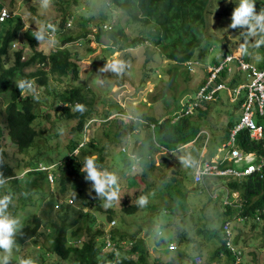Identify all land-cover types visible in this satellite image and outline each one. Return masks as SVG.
I'll return each instance as SVG.
<instances>
[{
  "label": "rangeland",
  "instance_id": "1",
  "mask_svg": "<svg viewBox=\"0 0 264 264\" xmlns=\"http://www.w3.org/2000/svg\"><path fill=\"white\" fill-rule=\"evenodd\" d=\"M78 2L76 5L74 0H51L49 6L45 8L42 0H0V5H4L9 11H14L13 15H9V18L18 17L24 25L18 40L11 46V49L15 51L10 52L7 68L13 66L15 62L13 54L22 49L21 47H23L24 56L28 57L31 54L30 47L23 41L26 30L44 31L50 22H60L63 12L60 10L61 7H70L73 17L69 21V25L64 31L57 34L51 32L50 41L43 43L38 50L41 51L43 48L51 51L69 49L70 53L75 55L73 60L80 66L78 80L51 76V88L55 89V95L60 91L73 88H81L85 92L88 109L93 111L92 118L86 126L81 147L94 142L97 148H105L108 173L112 172L111 168H115L117 175L114 174L115 171L111 174L119 177V181L124 179L120 181L121 186L118 185L116 188L119 191L120 199L114 201L111 208L103 207V211L111 209L114 212V218L117 221L116 227L119 226L120 232L127 234L126 241H128V236L132 237L133 235L136 237L135 241L142 240V247L147 250L151 264H171L172 261H174L173 264H189L188 256L197 257L198 251L202 249L206 252L201 256V264H228L227 257L222 256L221 259L214 257V246L220 240L214 238L215 240L211 242L208 233L211 228L220 226L221 220L225 218L223 203L227 194L223 185L227 186L228 181L218 179L215 185L213 183L214 186H208L209 191L205 190L204 192L187 188L189 183L187 185L185 170L193 166L190 164L195 159L197 147L194 151L181 150V148L175 151L161 149L156 132L153 129L147 130L142 123L139 125L140 130L131 133L125 139L119 137L118 130L120 126L130 127L133 120H137V114L158 121L174 118L181 110L186 96L192 95L191 93L198 89L207 76V69L212 60L221 56L220 51L224 45L230 50L229 53L235 52L238 56L242 52L245 58H249L259 68L264 60V44L259 47L256 44L261 37L247 36L246 28L232 29L229 27L232 12L238 6L239 0L210 1L206 8V25L202 30L200 46L195 50L193 58H198L202 64L207 66L202 68L199 66L200 69L195 74H189L184 65L165 59L160 62L159 57L153 51L154 44L149 42L136 48L127 49L125 52L113 53L109 51L107 46L111 42L109 43L107 39H102L101 43L95 41L99 30L100 16L102 13H107L104 0H78ZM255 2L257 12L264 9V0H255ZM111 14L115 24L119 23L133 36L141 35L143 26L133 24L130 27L128 25L130 17L121 10L113 9ZM145 29L147 28L145 27ZM6 31L7 27L2 29L1 33L5 34ZM85 32H89L86 40L81 38L79 41H67L74 37H80ZM87 39L91 41L89 42ZM242 46L247 48L246 53L242 50ZM18 47L20 48L17 49ZM207 48L209 49L207 50ZM3 59L7 60V57L3 56ZM116 61H121L124 65L123 70L119 73L113 72L108 67ZM32 70L35 68L27 69V72ZM119 80H123V86L118 85ZM44 91V88L35 83L33 92H25L23 97L38 95L43 103V105L40 104L43 113H51V120L56 118V128L50 129L49 143L45 139L48 125L46 121L38 120L36 130L39 135L35 143L41 146V150L48 144L50 148H57L60 156L68 152L65 147L69 145V139L72 137L70 131L77 123L76 121L60 120L58 115H61V110L55 111L54 109L56 106H61L60 100L52 95L46 101L43 97ZM244 93L241 95L242 97ZM5 103H7L6 97H0V125L4 120L1 108L4 109L2 106H5ZM52 104H54V108H51ZM72 109L74 112L75 108L72 107ZM199 109L203 112L196 110L190 116L189 123L191 127L196 126L201 130L198 136V138L201 137V141L198 144L207 143L209 150H216V143L219 146L226 143L224 136L227 133L228 123L231 120L238 121L241 116L242 110L239 107V102H230L228 92L222 91L219 93L217 101L205 104ZM42 118H44L43 115ZM135 141L144 142L145 154L151 147H158L151 154L153 167L149 164L147 170L135 172L126 168V157L122 148L131 149ZM8 150V152L15 151L11 147ZM38 151V147H32L20 155L19 160H25L22 169L31 168L28 165V167L24 166ZM53 152L48 151L53 159H58V155ZM75 154H78V151ZM91 157L96 159L98 155L92 154ZM104 171L106 170L102 172ZM146 171L145 175L147 176L142 178V174ZM23 176L24 174L19 175V177ZM214 181H209V184ZM92 183V181L75 178L70 182L69 188H72L73 191L78 187L84 188L87 195L94 196V204L100 202L104 206L105 199L97 195ZM52 184L51 188L54 190L57 186L56 182L54 185ZM141 196L147 198V204L134 215L123 214V208L128 204L138 202ZM38 203L42 205V210L45 201L32 202L30 205L35 209L28 208L26 213L19 212L24 215H15L13 210L10 214L18 217L22 226L26 225L33 213H40ZM96 216L98 220L105 222L106 230L109 232V223L105 220L106 213L96 212ZM231 224L232 243L240 251V258L236 264H264V220L260 217L248 218L245 222L234 219ZM254 224L256 227L253 226ZM170 245L176 246V250L170 251ZM44 246L45 240L41 237L32 240L27 247L26 245L20 247L16 244L9 264H19L22 258H31L35 260V264H72V262H62L58 258L49 260L46 257L44 261L41 257L45 250ZM126 249L128 250L129 246H125Z\"/></svg>",
  "mask_w": 264,
  "mask_h": 264
},
{
  "label": "trees",
  "instance_id": "2",
  "mask_svg": "<svg viewBox=\"0 0 264 264\" xmlns=\"http://www.w3.org/2000/svg\"><path fill=\"white\" fill-rule=\"evenodd\" d=\"M210 1L212 0H104L107 13H102L100 16L101 20L95 41L101 43L102 39H107L109 43L111 42L107 48L113 53L125 52L127 49L136 48L149 42L154 44L153 51L159 57L160 62L165 59L184 65L194 58V52L200 46L202 30L206 25V8ZM77 2L78 0H74L75 4ZM3 7L5 6L0 5V12ZM113 9L121 10L130 17L128 24L130 27L133 24L143 26L141 35L133 36L119 23L115 24L111 17ZM60 10L63 12L59 23L57 21L50 22L44 31H38L43 35L42 41L36 39L34 35L36 31L32 29L24 32L25 39L23 41L28 44L32 52L26 57L23 47H21L22 49L14 52L15 62L9 68L6 65L10 60V52L15 51L11 49V46L18 40L24 25L21 19L15 16H13L14 19L0 22V97H6L7 101L5 106H2L4 109L1 108L4 120L0 125V182H2L0 183V197L4 195L12 197L8 211L11 213L13 210L15 215H24L19 212L26 213L28 208L34 210L35 208L30 205L32 202L45 201L42 210V205L38 203L40 213H33L27 224L23 225L16 233L15 243L20 247L25 245L27 247L32 240L41 237L45 240V250L41 255L44 261L47 257L49 260L58 258L62 262H72V264H151L147 250L142 247V240L135 241L136 237L133 235L132 237L128 236V242L126 241L127 234L121 233L119 226L113 227L115 229L112 228L109 233L106 230L105 222L98 220L96 212L106 213L105 220L108 223L115 220L114 212L111 209L103 211V204L100 202L94 204V196L87 195L84 188L78 187L75 191L69 188L70 182L75 178L86 180L87 173L82 169L85 160L90 158V155H98L95 162L100 171L108 172V168L105 148H97L94 142L81 147L86 126L92 118L93 111L88 109L85 92L81 88H73L60 91L55 95V89L51 88V76L60 79L62 77H68L70 80L79 79L80 66L73 60L75 55L71 54L69 49L51 51L43 48L41 51L38 50L43 43L50 41L51 32L57 34L64 31L69 25L68 23L73 17L70 7H61ZM10 12L12 15L14 14V11ZM112 22L113 25H111ZM5 27H7V31L2 34L1 30ZM88 36L89 32H85L80 37H74L67 41H79L81 38L86 40ZM87 41L91 40L87 39ZM229 52L226 45L220 51L221 56ZM3 56L7 57V60H4ZM219 59L216 57L211 64L218 65ZM246 60L250 61L249 58ZM30 68H35V70L27 72V69ZM259 68H264V60ZM187 73L189 72L187 71ZM236 76L227 84L235 85L240 80V75ZM21 79L34 81L44 88L43 97L46 101L52 95L60 100V107L55 104L56 108H54V104L51 105L55 111L61 110V115H58L60 120L76 121V126L70 131L72 137L69 139V145L65 147L68 152L63 153L64 156H62L63 154L59 156L57 148H50L49 144L41 150V146L35 143L39 135L36 130L38 120L42 119L41 121H46L48 125L45 139L49 143L51 130L56 128V118L51 120V113H43L41 99L34 98L38 95L23 97L24 94L20 93L16 84ZM224 79L227 77L222 74L218 82H223ZM204 83L205 81L202 82L200 88ZM118 85L123 86V80H119ZM196 91L191 94L194 95ZM242 102L243 98L239 102V107ZM77 104H83L86 110L83 113L76 110L73 112L72 107L75 108ZM189 118L183 117L176 122L174 118L158 121L137 114L136 121L130 120L132 122L130 127H119L118 135L121 139H125L131 133L140 130L139 125L144 124L147 130L153 129L156 132L161 149L164 147L168 151H175L194 141H201V137L198 138L201 130L196 126L191 127ZM255 121L264 130V117L257 116ZM237 123L238 121L234 120L228 123L224 140H228ZM236 144L244 154L255 153L259 159H264V136L261 140L256 141L251 139L248 130H244L237 134ZM10 147L15 151L8 152ZM32 147H38L39 151L24 166H31V168L22 169L25 160H19V157ZM144 147V142L135 141L133 147L127 149L129 153L142 158L136 171L147 170L149 164L151 167L154 165L152 157L148 158L152 151L158 147H151L146 154ZM124 148L126 147L122 149ZM52 149L55 151L53 152ZM49 150L56 153L58 159H53L48 153ZM76 151L78 154H75ZM122 152L125 153L126 168L134 171L132 170L133 161H130L128 153L123 150ZM56 161L58 162L56 163ZM111 170V173L115 171L114 174L117 175L115 168H111ZM146 173L147 171L141 177L145 178ZM20 174H24V176L19 177ZM51 176L52 181L50 180ZM117 178L115 188L118 185L121 186L120 181L123 179L119 181V177ZM55 182L57 186L52 190L51 184L54 185ZM228 185L232 191L240 193L241 207L224 206L225 218L221 220L220 226L211 228L208 233L211 242L216 238L220 240L214 246V257L221 259L222 256H225L228 259V264H236L237 257L227 247L228 238L224 226L228 221L232 222L239 217L245 218V221L248 218L256 219L257 217L264 220V168L246 179L231 180ZM141 208L138 202L128 204L123 208V214L134 215ZM253 226L256 227V224ZM108 233L111 235L110 247L108 246ZM125 246H129V249L125 250ZM105 250L107 252H104ZM205 252L202 249L198 251L197 255L203 256ZM195 258L188 256V263H195Z\"/></svg>",
  "mask_w": 264,
  "mask_h": 264
},
{
  "label": "built area",
  "instance_id": "3",
  "mask_svg": "<svg viewBox=\"0 0 264 264\" xmlns=\"http://www.w3.org/2000/svg\"><path fill=\"white\" fill-rule=\"evenodd\" d=\"M8 17V14L3 12L1 19ZM199 62L189 61L186 63V68L189 72H195ZM240 74V80L233 86H228L226 82L218 83L217 80L222 74L234 75ZM209 75L206 83L200 88L195 95H187L182 108L176 114L175 120L183 117L191 116L197 109L202 107L204 103L213 102L218 100L220 91L227 90L229 92L230 101L232 103L240 102L241 104V117L237 125L230 133L228 142L224 144L221 152H226L223 159L215 161H205L200 168L196 171L195 182L201 183L205 177H217L223 179H246L251 175L260 172L264 168V159H259L256 154H244L236 144V136L238 133L248 130L250 137L253 140L259 141L264 136V130L258 126L255 118L257 116L264 117V68L260 69L254 64L247 61L243 56L231 54L221 59L219 65L210 67ZM245 92V93H244ZM244 93V96L241 95ZM124 152L127 150L124 148ZM128 156L133 161L132 170H136L142 158L134 154ZM232 162L234 165L240 166L241 169L235 167H222L226 162ZM232 199V200H231ZM239 200L238 192H228L224 205L236 204ZM239 221H245V218L239 217ZM116 221L111 222V226H115ZM226 236L228 238L227 247L233 251L234 255L239 261L240 251L235 248L232 243V224L229 222L224 227ZM110 233V232H109ZM108 233L109 240L108 246H111V235ZM170 251H175L176 246L170 245ZM202 258L196 257L195 264H201Z\"/></svg>",
  "mask_w": 264,
  "mask_h": 264
},
{
  "label": "clouds",
  "instance_id": "4",
  "mask_svg": "<svg viewBox=\"0 0 264 264\" xmlns=\"http://www.w3.org/2000/svg\"><path fill=\"white\" fill-rule=\"evenodd\" d=\"M229 2H231V0H229ZM42 3H43V6L45 8H47L49 6V4L51 3V0H42ZM3 12L7 13L8 17L1 19ZM9 15H12L11 12L9 11V9L6 7H3L1 12H0V22H5L8 19H11V18H9ZM229 27L232 29H236L238 27L246 28L247 29V36H249V37L260 36L261 38L257 41V44H256V46L259 47L260 45L264 44V9H261L259 12H257L255 0H239L238 6H236L232 12L231 24L229 25ZM34 35L36 36V39L38 41L43 40V35L41 32H36V33H34ZM242 50L245 53L247 52V48L244 46H242ZM231 54H236V53L231 52V53H228L224 56H220L219 57L220 59L218 61L221 62V59H223L226 56L231 55ZM241 55L243 56L242 52H241ZM243 58H245V57L243 56ZM190 61H197V62H199V65L197 66L195 72H193V73H191L187 70L189 72V74H195L198 69H200L204 66H207L206 64H202L201 61H199L198 59H191ZM249 62L252 63L251 61H249ZM219 63H218V65H219ZM252 64H254V63H252ZM184 66L186 68V63L184 64ZM199 66H200V68H199ZM214 66H217V65L210 64L208 66L207 76L203 80V81H205V83H206L207 77L209 75V72H208L209 68L214 67ZM108 67L113 72L119 73L123 70L124 65H123V62L116 61V62H113L111 65H108ZM224 75H226L227 79H224L225 81H223V82L229 83L231 80H233L234 78L237 77L236 75H240V74L238 73V74L234 75L235 77H233V79H232L231 75H227L225 73H224ZM218 80H217V82H218ZM226 80H229V81H226ZM218 83H221V82H218ZM16 84H17V88L19 89L20 93L23 95L25 92H28V93L33 92L35 82L30 81V80H26V79H21V80L17 81ZM228 86H230V85H228ZM199 90H200V86L198 87L196 93ZM223 91H227V90H223ZM220 92H222V91H220ZM228 94H229V92H228ZM34 98L39 99L38 96H36ZM208 103H210V102L204 103V105L208 104ZM75 110L83 113L86 110V108L83 104H77L75 107ZM187 117H190V116H187ZM175 118H176V115L174 116L175 122L180 120V119L175 120ZM127 152H128V150H127ZM134 155H136V154H134ZM130 161H131V159H130ZM136 170H134V171H136ZM82 171L87 173L85 179L93 182L92 186H93V189L95 190V192L97 193V195L100 196L102 199H105V203H104L105 208H111L113 206V202L118 201L120 199L119 191H118V189H116L114 187L117 185V179H118L117 176H115L114 174L108 173L106 171H104V172L100 171L96 165L94 157L87 158L85 160L84 167H83ZM50 180L52 181V176L50 177ZM239 180H243V179H239ZM0 183H2V182H0ZM232 192H235V191H232ZM11 203H12V197L10 195H4L3 197H0V264H9V261L12 257L13 249H14V247H16V244H15L16 233L22 227L20 219L18 217L11 215L8 211L9 205ZM138 204L141 207H143L144 205L147 204V198L141 196L138 199ZM113 221H116V220H113ZM111 222L109 223V229L110 230L116 226V225L111 226ZM116 224H117V221H116ZM19 264H35V261L32 260L31 258H22V259H20Z\"/></svg>",
  "mask_w": 264,
  "mask_h": 264
},
{
  "label": "crops",
  "instance_id": "5",
  "mask_svg": "<svg viewBox=\"0 0 264 264\" xmlns=\"http://www.w3.org/2000/svg\"><path fill=\"white\" fill-rule=\"evenodd\" d=\"M241 117V116H240ZM240 120V118H239ZM238 120V122H239ZM237 125V124H236ZM225 137V136H224ZM230 137V136H229ZM229 139V138H228ZM226 141V140H225ZM228 142V140L226 141V143ZM200 143L199 141H194L190 144H192L191 146H189L190 144L184 146L183 148H181V150H184V149H188V151H194V149H196L197 147V151H196V155H195V159L194 161L191 162L190 166L193 164V166L188 169L185 170V174H186V179H187V184L189 183L188 187L187 188H192L193 190H199V191H205V190H208V186H212L213 183L215 185V183L217 182L218 179H223V178H217V177H205L201 183H196L195 182V174H196V171L200 168V166L202 165L203 162L205 161H215V160H220V159H223L224 156L226 155V152H221L220 150L222 149V147L224 146L225 143H223L221 146L218 145V143H216L215 147H216V150L214 149H211L209 150L208 149V144L205 143L203 144L201 142V144H198ZM220 143V142H219ZM196 144H198L196 146ZM162 149H165L164 147H162ZM166 150V149H165ZM168 151V150H167ZM208 154V155H207ZM255 154V153H253ZM207 155V156H206ZM152 156H149L148 159H151ZM153 159V158H152ZM222 167H235L236 169H241L240 166H237V165H234L232 162H226L222 165ZM215 180V181H214ZM223 180H226L228 181L227 183H229V181L231 180H237V179H223ZM209 181H214L212 182V184H209ZM213 185V186H214ZM224 186V189L226 191V194H228V192H232V190L229 188V185L227 184V186L223 185ZM209 191V190H208ZM239 193V192H238ZM232 200V199H231ZM241 201H242V197L241 195H239V200L238 202H236V204H233L235 207H241ZM224 204V203H223ZM225 206V205H224ZM165 211L168 213V211L165 209ZM172 213V212H171ZM239 221V219H238ZM240 222V221H239ZM245 222V221H243ZM229 223V221L227 222ZM226 223V224H227ZM231 223V222H230ZM225 224V225H226ZM225 227V226H224ZM217 247V246H216ZM197 257H201V256H198Z\"/></svg>",
  "mask_w": 264,
  "mask_h": 264
}]
</instances>
